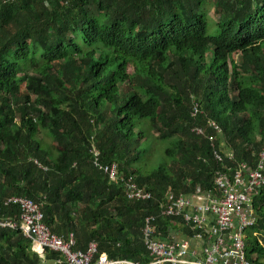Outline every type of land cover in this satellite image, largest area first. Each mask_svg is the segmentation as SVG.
<instances>
[{"label":"trees","instance_id":"1","mask_svg":"<svg viewBox=\"0 0 264 264\" xmlns=\"http://www.w3.org/2000/svg\"><path fill=\"white\" fill-rule=\"evenodd\" d=\"M263 145L264 0H0L1 216L18 213L9 197L27 198L74 250L94 242L111 260L147 264V216L162 238L189 236L159 216L165 194L214 192L229 156L253 169ZM128 179L152 198L127 199ZM252 206L245 257L264 264V187ZM57 258L0 228V264Z\"/></svg>","mask_w":264,"mask_h":264},{"label":"built area","instance_id":"2","mask_svg":"<svg viewBox=\"0 0 264 264\" xmlns=\"http://www.w3.org/2000/svg\"><path fill=\"white\" fill-rule=\"evenodd\" d=\"M197 113L195 105L191 115ZM209 127L218 130L214 123H209ZM194 131L202 134L199 129ZM91 154L94 168L116 182L115 165L100 164L95 149ZM213 154L215 160L222 163V157L216 152ZM229 159L235 166L223 165L215 171L214 192L177 197L168 192L158 204L159 216L179 219L189 232L188 238H179L175 234L162 238L154 225V216L144 219L142 243L150 259L147 264H250L244 251L245 233L256 219L252 196L264 187V145L253 169L246 163L235 162L232 156ZM124 186L127 199L152 198L150 193L137 188L131 179L125 181ZM5 205L17 207L18 213L3 217L0 211V228L17 229L29 241L30 250L39 256L45 250L57 254L54 264H135L98 254L94 242L88 243L84 252L74 250L73 234L69 233L66 238L51 234L42 222L41 206L30 199L9 197Z\"/></svg>","mask_w":264,"mask_h":264},{"label":"rangeland","instance_id":"3","mask_svg":"<svg viewBox=\"0 0 264 264\" xmlns=\"http://www.w3.org/2000/svg\"><path fill=\"white\" fill-rule=\"evenodd\" d=\"M208 8H211V7L205 6V9L208 12L209 17H213L212 10ZM234 59L235 60L239 59L238 54L234 55ZM155 137H156V134H152V133L150 136L147 137L149 140H151L150 142L151 150L155 153L153 158H155L156 163H163L165 161V158L163 157L162 152L166 144H163L157 141Z\"/></svg>","mask_w":264,"mask_h":264},{"label":"crops","instance_id":"4","mask_svg":"<svg viewBox=\"0 0 264 264\" xmlns=\"http://www.w3.org/2000/svg\"><path fill=\"white\" fill-rule=\"evenodd\" d=\"M250 264H253V263H251L250 261H248Z\"/></svg>","mask_w":264,"mask_h":264}]
</instances>
